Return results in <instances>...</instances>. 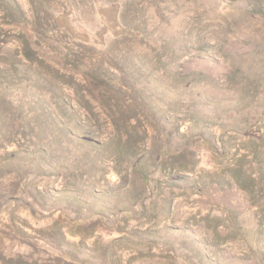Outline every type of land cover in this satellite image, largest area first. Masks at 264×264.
I'll use <instances>...</instances> for the list:
<instances>
[{
  "label": "rangeland",
  "instance_id": "obj_1",
  "mask_svg": "<svg viewBox=\"0 0 264 264\" xmlns=\"http://www.w3.org/2000/svg\"><path fill=\"white\" fill-rule=\"evenodd\" d=\"M260 5L0 0V264H264Z\"/></svg>",
  "mask_w": 264,
  "mask_h": 264
},
{
  "label": "trees",
  "instance_id": "obj_2",
  "mask_svg": "<svg viewBox=\"0 0 264 264\" xmlns=\"http://www.w3.org/2000/svg\"><path fill=\"white\" fill-rule=\"evenodd\" d=\"M253 15L258 16L262 23H264V9H262V6L260 5V8L252 12ZM99 14L106 20L107 23H110V26H108L107 31L110 32L112 35L120 36V37H127L129 39L135 40V41H141L144 39V31L140 28L132 27L127 24L121 23L120 19V12L119 8L116 7V4L110 5L108 7L100 8ZM64 16V15H63ZM120 20V21H119ZM118 21L120 26L118 25ZM60 25L66 29L68 32V39L72 42V40L81 39L87 42L88 36L84 33L75 31L74 27L67 21L66 17L62 19ZM53 30H56L57 32L61 30L60 28H57V25L53 28ZM66 36V35H65ZM67 37V36H66ZM62 38V37H61ZM59 40V39H58ZM61 42L65 43L64 39H60ZM68 45V43H67ZM67 45L63 46L65 50H70V48H67ZM70 47V45H68ZM116 86H120V83L117 82Z\"/></svg>",
  "mask_w": 264,
  "mask_h": 264
}]
</instances>
